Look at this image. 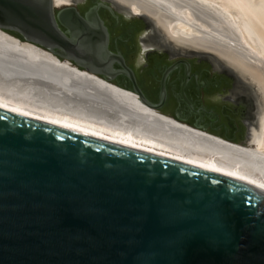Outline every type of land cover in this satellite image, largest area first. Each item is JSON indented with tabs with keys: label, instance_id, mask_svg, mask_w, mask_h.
Wrapping results in <instances>:
<instances>
[{
	"label": "water",
	"instance_id": "95a60500",
	"mask_svg": "<svg viewBox=\"0 0 264 264\" xmlns=\"http://www.w3.org/2000/svg\"><path fill=\"white\" fill-rule=\"evenodd\" d=\"M100 6L83 15L55 0H0V29L247 145L161 111L168 71L151 101L109 50ZM0 264H264V190L0 104Z\"/></svg>",
	"mask_w": 264,
	"mask_h": 264
},
{
	"label": "bare ground",
	"instance_id": "6f19581e",
	"mask_svg": "<svg viewBox=\"0 0 264 264\" xmlns=\"http://www.w3.org/2000/svg\"><path fill=\"white\" fill-rule=\"evenodd\" d=\"M159 15L175 38L264 76V0H120ZM63 0H55L61 6ZM176 39V40H177ZM0 104L63 127L249 182L264 190V126L240 145L187 125L0 29Z\"/></svg>",
	"mask_w": 264,
	"mask_h": 264
},
{
	"label": "flooded vegetation",
	"instance_id": "af4514ba",
	"mask_svg": "<svg viewBox=\"0 0 264 264\" xmlns=\"http://www.w3.org/2000/svg\"><path fill=\"white\" fill-rule=\"evenodd\" d=\"M63 0L59 5L76 6L81 14L101 4L100 17L108 28V48L120 53L134 71L138 86L153 102H159L165 77L166 98L161 111L184 118L207 130L249 144L251 127L264 126V81L250 74V67L235 65L216 53L175 43L166 25L153 15L134 13L129 3L120 0ZM120 69L119 64H115ZM123 82L127 78L118 75ZM152 84L149 93L145 83ZM185 116L195 117L194 121ZM206 121V122H205ZM231 128L243 138L222 133Z\"/></svg>",
	"mask_w": 264,
	"mask_h": 264
},
{
	"label": "rangeland",
	"instance_id": "374dc122",
	"mask_svg": "<svg viewBox=\"0 0 264 264\" xmlns=\"http://www.w3.org/2000/svg\"><path fill=\"white\" fill-rule=\"evenodd\" d=\"M70 1V0H69ZM68 1V2H69ZM71 2H72V0H71ZM154 17L156 18V19H158L159 20V22H162V24L164 23L162 20H161V18L159 17V15L157 14V15H154ZM163 25H165V23L163 24ZM175 43H177V44H181V45H188V46H192V47H196V48H201V49H205V50H209V51H212V52H214V53H216L217 55H219L220 57H222V58H224L225 60H231L232 62H234V64L235 65H238V66H241L244 70H246L247 68L244 66V64H242V63H240L238 60H236V59H234V58H232V57H230V56H228V55H226V54H223V53H220V52H218V51H214L213 49L211 50V49H208V48H205V47H202V46H199V45H197V44H194V43H191V42H187V41H185V40H180V39H172ZM248 70V69H247ZM250 71V74L251 75H257L258 77H261V81H264V76H263V73L261 72V71H258V70H255V69H250L249 70Z\"/></svg>",
	"mask_w": 264,
	"mask_h": 264
}]
</instances>
